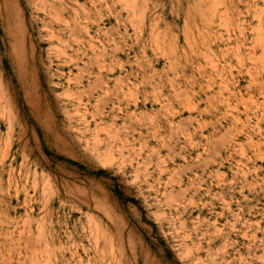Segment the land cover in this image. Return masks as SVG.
<instances>
[{"label":"rangeland","instance_id":"rangeland-1","mask_svg":"<svg viewBox=\"0 0 264 264\" xmlns=\"http://www.w3.org/2000/svg\"><path fill=\"white\" fill-rule=\"evenodd\" d=\"M0 264H264V0H0Z\"/></svg>","mask_w":264,"mask_h":264},{"label":"bare ground","instance_id":"bare-ground-1","mask_svg":"<svg viewBox=\"0 0 264 264\" xmlns=\"http://www.w3.org/2000/svg\"><path fill=\"white\" fill-rule=\"evenodd\" d=\"M125 1V0H124ZM135 2V1H134ZM214 3V2H213ZM216 4V3H215ZM223 4V3H222ZM210 6V5H209ZM213 7V6H212ZM226 9V8H225ZM257 15V14H256ZM260 38V37H259ZM259 56V55H258ZM16 57V56H15ZM16 63H18V61H16ZM26 70V69H25ZM35 72V71H34ZM19 75L21 77V79H24L25 78V72L21 66V63L19 62ZM34 76V75H33ZM27 78V77H26ZM34 79V78H33ZM24 82V81H23ZM131 90V89H130ZM29 99L31 98V101L33 102V88H28L27 90V94H26ZM36 101V100H35ZM37 104V103H36ZM39 109V108H38ZM37 109V110H38ZM34 110V109H33ZM36 114V113H35ZM41 116V115H40ZM49 116V115H48ZM96 131V130H95ZM140 145V144H139Z\"/></svg>","mask_w":264,"mask_h":264}]
</instances>
